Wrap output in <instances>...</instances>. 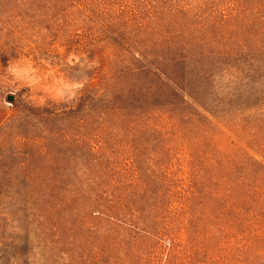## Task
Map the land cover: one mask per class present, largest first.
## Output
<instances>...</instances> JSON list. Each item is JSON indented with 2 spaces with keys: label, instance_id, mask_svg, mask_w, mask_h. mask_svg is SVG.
Masks as SVG:
<instances>
[{
  "label": "rangeland",
  "instance_id": "374dc122",
  "mask_svg": "<svg viewBox=\"0 0 264 264\" xmlns=\"http://www.w3.org/2000/svg\"><path fill=\"white\" fill-rule=\"evenodd\" d=\"M0 264H264V0H0Z\"/></svg>",
  "mask_w": 264,
  "mask_h": 264
}]
</instances>
